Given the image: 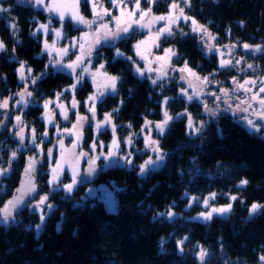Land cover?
<instances>
[{"label":"trees","instance_id":"trees-1","mask_svg":"<svg viewBox=\"0 0 264 264\" xmlns=\"http://www.w3.org/2000/svg\"><path fill=\"white\" fill-rule=\"evenodd\" d=\"M82 4V12L88 14ZM165 10L155 9L154 13ZM185 10L213 36V44H264V0H189ZM13 12L21 41L13 43L0 20V35L11 58L0 51V85L5 77L9 87H17L12 71L15 57L41 71L39 92L51 95L70 78L45 71V57H37L42 44L27 32L31 9L23 5ZM37 14L42 17L40 11ZM191 29L182 25L165 36V45L175 51L174 65L184 64L227 86L232 70L220 69L216 56L206 54ZM131 38L138 35L133 33ZM122 47L128 53V47ZM249 60L262 74L264 53L252 54ZM106 63L108 72L122 79L123 100L113 113L115 125L139 130L146 121L161 123L165 112L172 116L162 135L154 132L164 159L141 174L138 164L144 156L136 153L132 166H113L95 178L114 182L118 198L114 214L104 210L98 196L86 194L82 183L70 193L52 191L48 199L53 206L43 214L26 208L12 218L10 226L0 223V264H264L260 259L264 256V209L249 214L253 203L264 205V127L251 132L233 114L220 111L213 115L198 101L187 100L173 81L152 87L132 73L127 61L116 67L106 54ZM115 104L111 101L109 107ZM183 111L199 125L196 132L188 129L187 116L174 117ZM40 126L43 128L42 123ZM5 154L0 158V170L9 162ZM18 162L7 177L0 175V206L16 185ZM38 179L43 193L47 186L41 175ZM242 180L248 183L242 185ZM211 194V203L231 201V210L210 220L192 218ZM233 196L235 200H231ZM170 209L172 217L165 215ZM179 241L183 243L178 246ZM201 248L207 253L203 261L199 259Z\"/></svg>","mask_w":264,"mask_h":264},{"label":"rangeland","instance_id":"rangeland-1","mask_svg":"<svg viewBox=\"0 0 264 264\" xmlns=\"http://www.w3.org/2000/svg\"><path fill=\"white\" fill-rule=\"evenodd\" d=\"M47 1L48 0H44L43 4L37 5L35 0H31V5H26L31 9L29 19L31 27L27 32L30 34L31 38L39 39L42 44L41 52L37 57H45V63L47 65L45 71H51L54 74L58 72L66 74L67 76L73 75L76 70L83 66V61L81 60V50L85 53H90V49L85 47L86 43L87 41L90 42V40L94 39L98 30L103 31L105 40L108 41L119 35V33L116 34L118 26L117 20H119V24L129 22L134 26V32H136L139 36L141 35L134 43V46L136 45L135 49L137 61L134 64L133 69L138 76L148 77L152 84L153 80H155L156 83L153 85H156L160 78H163V80L166 81V84L173 81L179 86L178 92H180L187 100H196L202 105V109L208 108L215 113L224 111L233 114L232 116L235 120L251 132L257 131L254 127L248 125V120H252L260 129L264 127V118H261V113L264 112V109H260L257 105L259 101L264 100V92H260V88L264 87V83H262V81H264V69L262 70V74H259L258 68L251 60H249L250 55H259L264 53V51H256L255 46L245 49L243 47L244 44L239 45L237 43H226L224 45L213 44V36L208 31L207 33H204L203 31H193L192 17V19L188 20L180 18L175 24L171 25H169L168 20L155 19V17L168 16L170 11L172 12L174 18L178 14L179 8H183L185 16L189 17L185 10V6L188 3L185 4L184 0H140V8L138 10L136 9V0H124V3L119 4L118 6H114L112 4V0H87V4H82V6L83 8H86V11L89 13V20L92 21L94 19L93 2H95L96 11L103 16V20L96 18L95 23L92 24L91 27H81L83 28L81 31L72 29L74 26L70 23L67 25L66 22L57 21L53 15L46 10ZM6 2L7 1H0V7L9 9L7 12H0V20L3 25L7 24L6 27L8 28V33H10L9 37L15 39L16 41H21V38L19 37L21 34V28L17 25V21L15 19L17 17L14 15L13 11L18 7H23V4H21L19 0H12L9 4ZM82 2H85V0H82ZM173 3H177L179 8L172 9L171 5ZM163 7L166 8L164 12L154 13L155 9H163ZM104 9H107L110 15H105L103 12ZM149 9H151L150 12L148 11ZM134 10V14L131 18H129L128 13L133 12ZM39 11L42 16L41 18L37 14ZM122 11L124 12L123 16L121 15ZM141 12L145 13L142 20L140 15ZM133 21H140V23H134ZM102 23L108 24L107 30L100 27ZM141 24L145 26L141 27ZM13 25H15V28ZM40 25H47V30L41 28ZM182 25L192 26V32L199 36L201 48L207 55L213 54L216 56L217 64L220 69H227L229 71L232 70L233 75L228 78L227 86H224L222 82L220 83L219 81L212 82L209 77H207V80H204L206 76L198 75L186 65L174 66L172 62V47H167L160 52L155 51L156 46H159L158 39L160 36L165 37L169 34L167 31H161L162 29L170 27L172 32L173 29H179V26ZM57 31L61 33L59 36L56 34ZM107 32L115 35H106ZM81 45H83V47H81ZM260 46L264 49V44ZM63 49H66L67 52L65 53L61 51ZM4 50L5 52L8 51L5 45L2 51ZM245 55H247L248 59ZM77 57H80V60L77 62L74 69L67 67V65L76 62ZM8 59L11 60L10 57ZM14 60L18 59L14 57ZM222 60L230 61L231 63L222 67ZM236 61H240V63H236ZM91 63L92 62H89L87 66L92 67ZM22 64L24 65V79H21L20 74L21 84L17 81V87L15 90L7 85L5 77L1 78L3 80V85H0V103L7 99L8 106L7 108H0V158L2 154L6 153L5 155H7L9 162L3 168L7 169V171L0 175L7 174L10 168L17 165L21 157L25 158L30 152L41 156L45 161V166L56 168L57 161H59L62 166L61 168H57L56 171L59 179L52 184H50L49 181L52 179L53 175H50L48 170L44 179V182L47 183V187L41 195H38L36 199L29 204V210L37 211L43 214L51 209L53 204L50 203V200L48 199L50 193L54 190H61L64 193H70L65 190L64 185L72 183L74 173L77 183L73 186V189H75L78 185H81L83 182L81 183L80 175L85 163L87 162L86 157L88 154L91 155L93 151L98 153L102 152L101 154L107 164V167L109 168L118 165L132 166L134 164L136 153H140L144 156L138 164L139 167L145 164V162L149 159L156 161L153 165H157L161 162L157 161V152L153 151V148L158 147V145L146 146V139L149 144L151 141H156L154 132H159L156 128L158 123L147 121L148 123L146 124L145 122L139 130H133L128 125H115L111 120L112 118H110V122H106L105 118H100L97 121H99L98 124L102 129L100 130L98 136L103 135L106 137V140L95 141V150L92 148L93 144L87 145L84 148L81 146H72V141L67 140L68 131H66L65 127L56 125L51 129V131L50 128H46L44 130L41 126L38 127L36 122L33 124L31 118L32 114L23 116L24 110L28 109L29 105H32L31 107L39 106L42 111L45 108L46 102H48L47 108H49L52 103L58 101L62 97H66L70 100L69 92L67 91L68 89L66 86L62 87L60 90H54L51 95L39 92L37 82L43 74L41 71H36L27 62L23 61ZM163 64L169 65V69L161 75L159 73V67L163 66ZM248 65H252L253 67L249 68ZM29 69L31 70L30 72L28 71ZM92 69L94 70L92 74L95 79H99L101 77L109 82L107 90L105 91L108 93V91L113 87H111L112 80L110 78L115 76L108 74L104 68L101 67V65H97V68L92 67ZM102 69L103 71L100 72ZM99 73L101 76L97 77L96 75H99ZM245 81H255V83L245 84ZM240 85H243V87H240ZM3 90H5L6 93H4ZM25 91L31 93V96L25 95L24 101L18 103V101H20L19 94ZM253 96H256V99H253ZM189 97H192V99H189ZM70 103L71 111L75 113L77 106L74 110V102L71 100ZM245 109L247 110L245 111ZM21 110H23V112L20 115ZM183 115L187 116L186 125L188 129L191 130V132H196L199 125L195 126V121L192 119L190 114H188V112L183 111L174 117ZM17 116L21 117L20 122H17ZM168 116L170 115L168 114ZM81 117L84 119L73 118V124L70 123L69 127H73L75 125L76 127L73 129L77 132H79L78 130L86 129V125L89 127L91 124L90 118H85L83 115H81ZM189 118H191V120ZM164 119L165 115L162 122ZM189 123H191V127H189ZM98 124H96L95 127L91 126L90 128L96 130L98 129ZM21 130H23V141H21L20 137L17 135V133L21 132ZM114 138L116 140V145H113ZM129 139H131L130 144L127 143ZM7 142L10 143L11 146H9ZM101 145L104 147L102 148ZM110 146L114 155L108 157ZM49 149L52 150L51 156H49ZM13 152L16 153L14 158L12 155ZM81 153H84V155H81ZM159 153L162 154L160 149ZM105 157L108 158L105 159ZM125 160H131L132 163L128 164ZM139 173H141V170H139ZM83 184L87 186L85 189L86 194L94 196L97 194L99 198L101 197L100 191H102L105 187L109 186L116 191V186L112 180H94L93 184H91V182ZM42 196H47V200L44 204L40 205L39 208L34 207L39 203ZM190 198L192 201L195 200L194 196H190ZM212 198L213 194L206 198L208 200L207 205H205L204 201L206 199H204L202 203L203 209L195 212L192 215V218L196 220H204L200 216V213L211 212L213 208H222L231 204L230 201L225 205H216L210 202ZM169 211L174 214V211L170 209L166 212V216H168L167 213ZM227 213H224L223 215ZM213 215L221 214L213 213L212 216ZM0 220L2 219L0 218Z\"/></svg>","mask_w":264,"mask_h":264},{"label":"flooded vegetation","instance_id":"flooded-vegetation-1","mask_svg":"<svg viewBox=\"0 0 264 264\" xmlns=\"http://www.w3.org/2000/svg\"><path fill=\"white\" fill-rule=\"evenodd\" d=\"M6 1H7L6 3H9L12 0H6ZM83 15L88 21H91V20H89V17H90L89 13L88 14L84 13ZM65 22L66 23L69 22L71 25H73L70 21H65ZM123 23H126V22H123ZM119 25L117 26V29H118ZM6 26H7V24H5V27ZM6 29L8 30L7 27H6ZM72 29H74L76 31L83 30V28H76V27L75 28L72 27ZM133 33H136V32H133ZM140 36L138 35V38ZM138 38L134 40L133 38H131V35H129V36H121L119 34V35H117V37L108 40L109 41L108 42L107 40H105V36H104L103 31L102 30H98L96 36L94 37V39L90 40V42L87 41L85 47L90 49V53H85L84 51L81 50V52H82L81 53L82 54L81 60L83 61V66L80 69L76 70L73 75L68 76L70 78V82L67 85H65L67 87V89H68L67 91L69 92L70 100H68L66 97H62L58 101H55L54 103H52V105L49 108H44L42 110V111L50 110L53 113V115H54V123L52 124V126L49 127L50 130L52 128H54L56 125H59L60 127H65L66 130L68 131V133H67V136H68L67 138L68 139L67 140L68 141L71 140L72 141L71 144L74 147L75 146H81V147L84 148L87 145H92L97 140H101V141H105L106 140L105 136H103V135H99L98 136V134L100 133V130L102 129L101 127H99V129H96V130L91 129L90 127L91 126L95 127L96 124L99 123V121H97V120L100 119V118L104 119L106 114H110V118H112L111 120L114 123L113 113H115L120 108V106L122 105V100H123L121 98V94H122V91H121L122 79H121L120 75L108 72V70L106 68L107 67L106 54H108L110 56L111 62H112V64H115V66L119 62L127 61L129 63V65L131 66L132 73L135 76L148 80L150 85L152 87L154 86L150 82V79L148 77L138 76L134 72L133 67H134V64L137 61L136 60V49H135L136 45L134 46V43L138 40ZM97 40H99V43H97ZM158 40H159V42H158L159 46H156L155 51H157V49H159V48L164 50L167 47L168 48L172 47V46L167 45V44L165 45V43H166L164 41L165 37L160 36V38ZM1 42L4 44V42L2 41V36H1ZM13 43H18V42H16V40L14 39ZM123 45L128 47V53L125 52V51H122V48H123L122 46ZM200 46H201V44H200ZM43 47H45V46H43ZM172 52H173V55H172V62H173V57L175 55V51L172 50ZM118 53H120V54H118ZM4 55H5L6 59H8L10 57V54H9L8 51L4 52ZM18 60H15L14 64H12V67H13L12 71L15 74L16 82L18 81V83L21 84V82H20V72L18 71V69L21 68V64H22L23 61H21V60L18 61ZM89 62H92L91 65L94 68H97V65H103L104 70L108 74L113 75V76L116 77L117 80L115 82V87L113 88L112 85H111L112 88H111V90L108 91V93H106L105 91L107 90L109 82H107L106 79L101 78V77L99 79L98 78L95 79V77L92 74L94 72V70L92 69V67H88L87 66V64ZM163 65H165V64H163ZM173 65H174V63H173ZM182 65H184V64H182ZM166 66H167V69L163 73L160 72V67H159V73L161 75L164 74L169 69V65H166ZM174 66H176V65H174ZM32 67L36 70V68L34 66H32ZM102 71H103V69L100 72H102ZM96 76L99 77L101 75L99 73V75L97 74ZM98 82H99V84H98ZM157 84L166 85V81L163 80V78H160V80L158 81ZM73 86H75V87H73ZM90 97H92L93 99H90ZM71 100L74 102V105H75L74 106V110H75V107L77 106V110H76L75 113H73L71 111V103H70ZM111 101H116V104L114 106H112V107H109V103ZM57 104H62V105L65 106L66 112L68 113V120L66 122H61L58 113L55 111L54 107ZM257 105H258V107L260 109H262V108L264 109V106L261 105L260 101L257 103ZM31 106L32 105H29V108L24 110V115L23 116H28V115L32 114L31 118H32L33 124H34V122H36L38 127H40V123L43 124V122L41 121V116H42L43 112L40 110L39 106H37L38 111H31L30 110ZM22 112H23V110H21L20 115H21ZM81 115H83L85 118L89 117L90 120H91V124L89 125V127H88V125H86V127H85L86 129L78 130L79 132H77L76 130L73 129L74 127H72V126L69 127V124L72 123V119L73 118L74 119H76V118L79 119L81 117ZM43 126H44L43 127L44 130L46 128H48V127H45L44 124H43ZM73 132L77 136L76 144H74L75 137L72 134ZM88 137H89V139H87ZM101 153L93 151V153L91 155L88 154L86 159L88 160V158L91 157L92 155L100 156V162L99 163L104 165V172H105V171L108 170L109 167H107V164L105 163V160H104V158H103ZM32 154H35V153H31L30 152L25 158L21 157L19 159V161H21V163H20L19 169L17 170L18 176H17L16 184L18 182L19 173L21 171L23 163ZM35 155L39 156L37 154H35ZM39 157L41 158V163L39 164V166L37 168V174H36L37 175V181H39L38 175H41L42 180L44 181L48 170H49V174L53 175V168L45 166V161L43 160V158L41 156H39ZM11 170L12 169H10L9 172L7 174H5L4 176L7 177L10 174ZM95 178H93L90 181L91 184H93V181L95 180ZM103 181H107V179H105V177H104ZM15 186L16 185H14L11 188L10 194H11V192H12V190H13V188ZM3 188L5 189V185L3 186ZM10 194L7 197H9ZM95 196H98V195L96 194Z\"/></svg>","mask_w":264,"mask_h":264},{"label":"snow or ice","instance_id":"snow-or-ice-1","mask_svg":"<svg viewBox=\"0 0 264 264\" xmlns=\"http://www.w3.org/2000/svg\"><path fill=\"white\" fill-rule=\"evenodd\" d=\"M79 2H80V0H75V3L73 4V7H77ZM85 2H87V0H85ZM188 2H189V0H184V3L185 4H187ZM35 3L37 5L43 4L44 3V0H35ZM123 3H124V0H112V4L114 6H118L119 4H123ZM139 8H140V0H136V9L138 10ZM171 8L172 9H177V8H179V5L177 3H173L171 5ZM46 10H48V11H57V12L60 13V19L61 20H64L65 19V13L62 12V11H60V6L55 3V0H54V2L52 4L46 6ZM7 11H9V9L0 7V12H7ZM148 11L150 12L151 9H149ZM103 12H104L105 15H110V13L108 12L107 9H104ZM134 12H135V10L133 12H129L128 13L129 18H131V16L134 14ZM121 15L122 16L124 15V12L123 11H122ZM140 15H141V20H142L143 17H144V15H145V13L141 12ZM93 16H94V19L92 21L86 20L83 16L79 15L78 7H77V11L72 14V17L71 18H72V20H74V21H76L78 23L85 24L88 27H91L92 24L95 23L96 18H99V19L103 20V16L100 15L96 11L95 2H93ZM180 18H183L185 20L192 19L191 17L185 16L184 9L183 8H179L178 14L174 18H173V14H172L171 11L169 12V15L168 16L155 17L156 20H168L169 21V25L175 24L177 22V20H179ZM114 19H116V18H114ZM133 22L134 23H140V21H133ZM117 23L119 25V20H117ZM192 24H193V31L194 32H201V31H203L204 33H207V29L203 25H199L197 23V21H195L194 19H192ZM143 26H145V25L141 24V27H143ZM13 27L15 28V25H13ZM40 27L43 28V29H45V30H47V25H40ZM100 27L107 30L108 29V24L107 23H102L100 25ZM130 27H131L130 24L128 26L123 27L122 29L118 27L116 34H118L120 31H122V32H128ZM161 31H168L169 34H171V28L170 27H168L166 29H162ZM56 34H57V36H59L61 33L59 31H57ZM106 35H115V34L110 33V32H107ZM97 43H99V40H97ZM81 47H83V45H81ZM243 47L245 49H249L252 46H250L248 44H244ZM3 49H4V45H3L2 42H0V51H2ZM255 50L256 51H264V49H262L260 45L255 46ZM61 51L65 52V53L67 52L66 49H63ZM168 51H170V50H168ZM118 54H120V53H118ZM79 60H80V57H77V61L76 62H73L72 64L67 65V67L74 69V67L76 66V64H77V62ZM230 63H231L230 61H224V60H222L221 61V66L224 67V66H226V65H228ZM236 63H240V61H236ZM101 67H103V65H101ZM248 67L249 68H252L253 66L252 65H248ZM23 70H24V65L21 64V68L18 69V71L21 74V79H24V71ZM28 71L30 72L31 70L29 69ZM138 71H139V69H138ZM110 79L112 80V86L114 88L115 87V80H116V78L115 77H111ZM207 79H208L207 77L204 78V80H207ZM155 83H156V81L153 80V84H155ZM249 83H253L254 84L255 81H245V84H249ZM262 83H264V81H262ZM73 87H75V86H73ZM240 87H243V85H240ZM260 92H264V87H261L260 88ZM225 94H227V93H225ZM19 95H20V101H18V103L24 101L25 95L31 96V93L25 91L23 93H20ZM90 99H93V98L90 97ZM189 99H192V97H189ZM253 99H256V96H253ZM260 103H261L262 106H264V100H261ZM7 106H8V100L7 99H5L2 103H0V108H7ZM47 106H48V102L45 103V108H47ZM206 110L211 111L212 114L215 115V112L212 111L211 109H206ZM246 110L247 109H245V111ZM164 115H165L164 121L156 125V128H157V130L159 131V133L161 135L164 133L165 126L167 125L168 121L172 119V117L168 116V113L167 112H165ZM66 118H67V116H65V119ZM261 118H264V112L261 113ZM79 119H84V118L83 117H80ZM189 119L191 120V118H189ZM16 120H17V122H20L21 117L17 116L16 117ZM105 121L106 122H110V114H106L105 115ZM247 122H248V125L251 126V127H254L257 132L260 131V128L257 127L252 120H248ZM147 123L148 122L146 121V124ZM73 127H76V126L74 125ZM99 127H100V125L98 124L97 125V128L99 129ZM189 127H191V123H189ZM17 135L20 137L21 141H23V139H24L23 130H21V132L17 133ZM127 143L130 144L131 143V139H129L127 141ZM157 144H158L157 141H151L150 144H149V142L146 139V146H152V145H157ZM113 145H116L115 138L113 140ZM101 147L103 148L104 146L101 145ZM92 148H93V150H95V148H96V144L95 143H93ZM153 151L157 152V161H162L164 159V156L159 153V148L158 147H154L153 148ZM51 153H52V150L49 149V156H51ZM12 155H13V158H14L16 156V153L13 152ZM81 155H84V153H81ZM113 155H114V152L112 151L111 146H110V149H109V152H108V157H111ZM108 157H105V159H107ZM94 162H95V158H93L89 163L90 164H94ZM125 162L128 163V164H131L132 163L131 160H125ZM35 163H36V161L34 160V158H31L30 157L29 158L28 167L25 169L26 181L25 182H22V183H25L26 184L25 191H21V190L18 189V191H20L21 194L19 196H15L13 198V200L9 201L4 206L3 209H0V214H2V220H0V223H2L3 226H5V227L10 226V223L9 222L12 220V217H13L12 209L16 208L23 201L24 195L26 193H31V192H33V191L36 190V185L32 182V172L34 171V165H35ZM155 163H156V161H153L151 159H149L148 161H146L145 164H143V165L140 166L141 174H143L145 172V169H146L147 166L153 165ZM61 167L62 166H61L60 162L57 161L56 162V168H53V177L49 181L50 184L56 182L59 179L58 175L56 174V171H57V168H61ZM6 171H7V169L0 170V174H2L3 172H6ZM91 171H92V168H89V172H91ZM76 183H77V180H76V176H75V173H74L73 174L72 183L71 184L64 185L65 190L67 192H71L73 190V186ZM247 183H248V181H246V180H242L241 181V184L242 185L243 184H247ZM231 199L232 200H235L236 197L233 196V197H231ZM46 200H47V196H42L40 198L39 203L37 205H35L34 207L39 208L40 205L44 204V202ZM204 203H205V205H207L208 204V200L206 199L204 201ZM49 207H51V206H49ZM231 207H232L231 204H229V205H227L225 207H222V208H213L211 210V212L200 213V216L204 220H210L212 218V214L213 213H217V214L223 215L224 213L229 212L231 210ZM261 209H264V205H260V204H257V203H253L251 205L250 209H249V214L250 215L257 214ZM158 215H163V214L161 213V214H158ZM167 215L169 217H171V216H173V213L171 211H169L167 213ZM43 219H44L43 216H41V221L42 222H43ZM154 219H155V217H154ZM39 227L40 226H38V229H39ZM185 239H187V238H185ZM182 243H183V241H179L178 242V246L181 245ZM161 244H163V240L161 241ZM181 251H182V249H181ZM206 255H207L206 251L203 248H201L200 249V252H199V259L201 261H203L205 259V256ZM260 259L262 261H264V256H261Z\"/></svg>","mask_w":264,"mask_h":264},{"label":"water","instance_id":"water-1","mask_svg":"<svg viewBox=\"0 0 264 264\" xmlns=\"http://www.w3.org/2000/svg\"><path fill=\"white\" fill-rule=\"evenodd\" d=\"M0 1H6V0H0ZM21 2V4L23 5H31V0H19ZM54 2V0H48L47 5H50ZM55 3L57 5L60 6V11L65 13V19L61 20L60 19V13L57 11H49L51 13V15H53V17L57 20V21H70L74 27L76 28H81V27H85L87 25L82 24V23H78L74 20H72V14L74 12L77 11V7H78V12L79 15L83 16V13L81 11V0L78 3L77 7H73V4L75 3V0H55ZM85 18V17H84ZM86 19V18H85ZM87 20V19H86ZM130 23L126 22L123 24L119 25V28H123L125 26H128ZM131 27L129 28L128 32H122L120 31L119 34L121 36H129L130 34H132V32L134 31V26L132 24H130ZM167 69L166 65H163L160 67V72L163 73L165 70ZM55 111L58 113L61 122H66L68 120V113L66 112L65 106L62 104H57L54 107ZM65 116H67V118L65 119ZM41 121L43 122V124L45 125V127H50L52 126V124L54 123V115L50 110H45L42 113L41 116ZM75 137L74 140V144H76L77 142V136L75 135V133H72ZM34 158V160L36 161L35 165H34V171L32 172V182L36 185V190L31 192V193H26L24 195L23 201L14 209H12L13 212V216L17 215L19 212H21L27 205L28 201H32L34 200L37 195L39 194V187L37 182V168L39 166V164L41 163V158L39 156H36L35 154L30 155L26 161L23 163L21 171L19 173V177H18V182L16 184V186L13 188L11 194L9 197H7L2 205L0 206V209H3L4 206L11 200H13V198L15 196H19L21 194L19 190L21 191H25L26 189V184L22 183L26 181V177H25V169L28 167L29 164V158ZM95 158V162L94 164H90L89 162ZM100 156L98 155H92L91 157L88 158L87 162L85 163L82 173L80 175V180L83 183H88L90 182L93 178H95L96 176L102 174L104 172V165L100 164ZM89 168H92V171L89 172ZM101 203L102 206L104 208V210L108 213V214H114L117 212L118 210V198L116 196L115 191L108 187H105L104 189H102L101 191ZM0 217L2 219V214H0Z\"/></svg>","mask_w":264,"mask_h":264},{"label":"bare ground","instance_id":"bare-ground-1","mask_svg":"<svg viewBox=\"0 0 264 264\" xmlns=\"http://www.w3.org/2000/svg\"><path fill=\"white\" fill-rule=\"evenodd\" d=\"M36 174H37V172H36ZM42 182L44 183L45 186H47L46 183H45L44 181H42ZM36 183L38 184V187H39V194H38V195H41L42 193H40V186L42 185V183L39 182V181H37ZM38 195H37V196H38ZM35 199H36V198H35ZM101 199H102V197H100V200H101ZM32 201H33V200H32ZM32 201H28L26 207H25L23 210H25L26 208L28 209L29 204H30ZM23 210H22V211H23ZM19 213H20V212H19ZM13 217H14V216H13ZM13 217H12V218H13ZM0 218H1V217H0Z\"/></svg>","mask_w":264,"mask_h":264}]
</instances>
